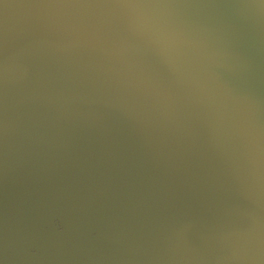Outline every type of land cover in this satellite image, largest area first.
<instances>
[{"label": "water", "instance_id": "water-1", "mask_svg": "<svg viewBox=\"0 0 264 264\" xmlns=\"http://www.w3.org/2000/svg\"><path fill=\"white\" fill-rule=\"evenodd\" d=\"M0 264H264V0H0Z\"/></svg>", "mask_w": 264, "mask_h": 264}]
</instances>
